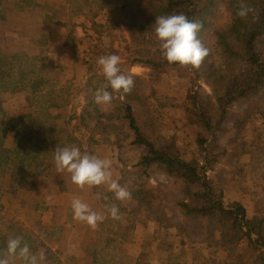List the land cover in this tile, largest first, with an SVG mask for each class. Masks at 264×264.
Wrapping results in <instances>:
<instances>
[{
	"label": "trees",
	"instance_id": "trees-1",
	"mask_svg": "<svg viewBox=\"0 0 264 264\" xmlns=\"http://www.w3.org/2000/svg\"><path fill=\"white\" fill-rule=\"evenodd\" d=\"M241 2L67 0L68 45L72 47L75 62L86 67L85 83L78 92L83 94L84 103L80 112L69 115L63 128L55 127L51 111L73 104L75 98H71L70 88L29 97L31 112L17 119H8L0 105V173L11 172V184L6 192L28 190L30 173L38 168L43 156L54 160L56 148L75 145L82 153L97 155L99 145L114 146L110 137L116 134L119 137L128 129L133 134L131 145L143 149L138 170H142L148 181L153 171L159 170L168 180L176 181L179 190L164 183L148 190L130 185V169L116 165L121 173L118 182L131 193V199L119 201L104 185L94 187L107 214L109 233L104 246L94 252L92 264H128L123 242L138 228H147L149 224L168 231L198 253L204 247L226 254L227 264L249 259L264 264V142L258 141L264 129L261 123L264 121V0H243L251 9L246 19L236 16ZM27 4L39 8L36 1ZM221 7L230 16L226 26H218L215 21ZM86 9L97 13L108 11L112 24L106 29ZM180 13L203 25L198 38L209 49V56L199 69L169 65L156 39V17ZM79 16L86 21L76 23ZM75 30L94 31L98 37L107 31L114 37L118 31L125 30L129 39H123V51L109 46L95 47L99 41L89 40L97 57L93 63L94 57L87 49L85 57L79 55ZM113 54L120 57L121 72L132 75L135 81L130 94L113 93L122 99L118 100L119 122L115 124L116 115L102 114L95 102L96 91L108 85L97 60ZM16 60L17 57L0 52V70ZM135 66L148 69L153 82L164 76H188L190 83L184 100L171 93H152L149 79L130 73ZM204 84L211 93L205 91ZM107 90L112 91L110 87ZM174 110L180 113V119L171 115ZM185 124L197 129L195 164L173 150L177 133ZM14 130L20 137L15 148L8 149L6 139ZM43 133L48 134L50 143L42 144ZM117 146L118 161L123 145ZM224 163L228 169L219 170ZM230 190L243 194L246 202L228 201L226 194ZM112 205L119 208L118 220L109 216L108 208ZM123 217L131 219L129 228L120 224ZM4 226L7 229L0 230L3 240L10 229L7 222ZM17 236L23 238V243L29 241V233L23 229L14 231L10 238ZM28 245L36 254L37 247ZM146 252L136 255L133 264H153V257ZM204 264L219 263L209 257L204 259Z\"/></svg>",
	"mask_w": 264,
	"mask_h": 264
},
{
	"label": "crops",
	"instance_id": "crops-1",
	"mask_svg": "<svg viewBox=\"0 0 264 264\" xmlns=\"http://www.w3.org/2000/svg\"><path fill=\"white\" fill-rule=\"evenodd\" d=\"M31 1H36L39 8L27 4ZM46 1L52 6L47 14L41 10V2ZM66 5L67 0H0V52L18 58L0 70V105L11 111L8 119L31 112L29 97L58 89L50 66L45 62V54L49 50L67 53L65 30L69 31L66 23L69 14ZM47 17L54 19L52 30L48 28ZM69 65L74 68L73 63ZM71 106L52 109V116L69 114ZM65 126L66 122L55 124L56 128ZM47 135L43 133L42 144L50 143ZM19 137L18 131H10L6 147L14 149ZM31 173L34 174L30 188L18 190L13 196L20 200V206L22 201L30 203L31 210L39 213L38 218L35 213L32 215L30 224L25 221V228L31 245L37 247L36 255L43 253L46 257L41 264H92L94 251L104 246L109 233L107 214L94 187L78 188L71 182L70 174L66 171L58 173L55 161L47 156L40 158L38 168ZM76 198L105 217L95 230L73 219L71 204ZM124 220L125 217L121 219L122 223ZM10 264L23 262L12 257Z\"/></svg>",
	"mask_w": 264,
	"mask_h": 264
},
{
	"label": "rangeland",
	"instance_id": "rangeland-1",
	"mask_svg": "<svg viewBox=\"0 0 264 264\" xmlns=\"http://www.w3.org/2000/svg\"><path fill=\"white\" fill-rule=\"evenodd\" d=\"M43 6L41 7V10L45 14L50 12L52 10V6L50 3L41 2ZM30 4V3H29ZM218 15L215 19L217 25L219 26H226L230 22V16L225 7H221L219 9ZM68 11V10H67ZM86 11L91 12V15L95 18H97V21L106 27H108L112 24L113 20L108 11H104L102 13L94 12V10L86 9ZM69 12V11H68ZM69 14V13H68ZM86 21L84 17L79 16V18L76 19V23H83ZM46 22L48 25V28L52 30L53 27V18H46ZM66 23L69 25V17L66 21ZM72 26V25H71ZM74 38L78 45V53L83 58L85 57V49H87L90 54L93 55V63L94 60H96V56L94 55V50L92 49L93 45L92 42L99 41L98 44L95 45V47L101 48L102 46H109L117 48L121 51L124 50V42L123 39H129L128 33L123 31H118L116 36L112 37L110 36L109 32L107 31L103 37H98L93 32H82L78 33L76 30L74 31ZM65 36H69V31L65 30ZM82 37V39H81ZM66 38V49L67 53L64 52H57L54 51H48L49 53H46L45 55V62L49 64L50 70L52 71V77L54 78V85L58 86L57 90L62 89L63 91H67L70 88V92L72 93L71 98H75L71 110L69 114L63 113L56 114L55 117H53V121H55V124L61 123V125H64L65 122H67V118L69 115H73L75 111L80 112L84 103L83 94L79 95V89L83 86L85 83L84 78V72L86 67L82 65V63L75 62L74 55L72 52V47L69 43V40L67 42ZM84 41V44L81 41ZM92 41V42H89ZM101 41V42H100ZM80 42V43H79ZM73 63L74 68L72 65L67 66L68 64ZM130 73L136 76H141L143 78L149 79L151 82L150 84V91L157 94H174L177 95L181 101L184 100L185 95L188 92L190 79L185 74L183 76H164L161 78L159 82H153L152 78L148 76L147 73L148 69H145L141 66H135L130 69ZM63 75V76H62ZM66 78V79H65ZM205 91L207 93H211V90L207 84H204ZM77 99V100H76ZM122 100L117 95H113V102L110 106L102 108L99 106L100 111L104 115H108L109 117L113 114L116 115V120H113L114 124L119 122L117 119V112L119 111V102L118 100ZM28 101V99H27ZM3 107V105H2ZM4 109V107H3ZM31 110V109H30ZM70 110V111H71ZM5 115L10 116L9 114L11 111H7L4 109ZM177 117L180 119V113L171 111V115ZM7 116V118H8ZM261 123L264 124V121ZM127 127V126H126ZM124 130L123 128L120 130ZM196 133L197 129L189 126L188 124L182 125L180 131L177 133L175 145L173 146V150L176 151L180 156L183 158H186L187 160H193L194 164L197 162L196 158ZM262 136L258 139L260 142H264V129L262 132ZM121 136H111L110 140L114 142V146H103L99 145V150L97 153V157L101 159H109L111 160V172H112V179L119 180L121 177V173L118 170L119 167L121 168H128L131 171L130 185H137L138 187H141L145 190L150 189L151 186H156L159 183H164L172 188L177 189L179 187V184L176 181L168 180L167 177L161 173L159 170H155L152 173V178L150 181H148L145 177V174L142 172V170H138L136 167L137 164L140 162L141 156L143 154L142 148H137L131 145V141H133V134L128 129L124 132L120 133ZM8 139V136H7ZM6 139V142H7ZM42 142V140H41ZM118 144H122L123 147L121 149L122 157L120 160L117 161V154H118ZM116 165L118 168H116ZM37 169V168H36ZM35 169V170H36ZM219 170H226L228 169V166L224 163L223 165H220L218 167ZM0 171L2 172V168L0 167ZM34 171V170H33ZM32 174L30 173V185L32 181ZM36 174V173H35ZM11 173L10 171H6L5 173H0V230H6L7 227L4 226V223L7 222L10 229L7 230L6 238L1 237L0 238V252H2L6 247V242L10 238V236L13 234L14 231H18V229H23L24 233L27 230L25 221L30 224L32 215H36L38 218V214H36V210H31L30 203H24L22 201V204L20 206V200H16L13 196L14 193L6 192L7 188H10L11 184ZM10 179V181H8ZM106 190L107 185H104ZM179 190V189H177ZM226 198L231 203H239V202H246L244 195L239 193L235 190H230L226 194ZM20 206V208H19ZM34 209V207H33ZM39 210V209H38ZM33 212V213H32ZM38 215V216H37ZM126 220L121 225L129 228L130 224L132 223L131 219L128 217H125ZM21 220H23L21 222ZM32 222V221H31ZM15 224V225H14ZM17 226V229H16ZM169 233L166 230H163L162 228L156 227L154 224H149L147 228H138L134 235L131 234L129 237L123 242V252H125L126 262L128 264H133L134 258L136 255L143 253L144 251H147L146 253L150 254L153 257V264H204V259H207L209 257H212L216 260H218L219 264H227L225 260L228 258L226 254L220 252V251H214V250H208L207 248L201 247V252L198 253L197 250L187 246L183 245L182 241ZM31 245L30 240L27 242ZM34 246V245H33ZM98 249V248H97ZM96 249V250H97ZM32 250V249H31ZM95 250V251H96ZM94 251V252H95ZM32 252V251H31ZM256 259H249L246 261L239 262L237 264H255Z\"/></svg>",
	"mask_w": 264,
	"mask_h": 264
},
{
	"label": "clouds",
	"instance_id": "clouds-1",
	"mask_svg": "<svg viewBox=\"0 0 264 264\" xmlns=\"http://www.w3.org/2000/svg\"><path fill=\"white\" fill-rule=\"evenodd\" d=\"M251 9L242 2L236 10V16L246 19ZM202 23L189 20L182 13L156 17L154 31L156 39L160 42L162 54L169 65H178L181 68L191 66L199 69L202 62L209 56L206 48L198 38L202 30ZM103 75L108 82L107 87L98 89L95 93V102L102 108L110 106L113 102V93L121 95L130 94L135 81L130 74H124L119 67L118 55L101 56L97 60ZM110 87L112 91H108ZM54 161L58 173L67 172L71 182L78 188L99 187L107 185L108 191L114 193L115 199L125 201L131 199V193L122 187L117 180L112 179L111 160L101 159L96 155L81 150L73 145L56 148ZM100 194L97 193V199ZM73 219L86 223L95 230L105 217L92 211L88 204L79 198L73 199L71 204ZM110 218L118 220L119 208L112 205L108 208ZM22 237L9 238L5 249L0 252V264H10V258L18 257L23 264H41L46 260L43 253L39 256L33 254L27 243L22 242Z\"/></svg>",
	"mask_w": 264,
	"mask_h": 264
}]
</instances>
